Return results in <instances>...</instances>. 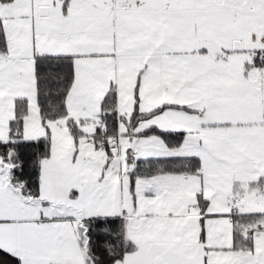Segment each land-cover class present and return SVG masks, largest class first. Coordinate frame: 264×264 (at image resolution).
Returning a JSON list of instances; mask_svg holds the SVG:
<instances>
[{
	"label": "snow or ice",
	"instance_id": "snow-or-ice-1",
	"mask_svg": "<svg viewBox=\"0 0 264 264\" xmlns=\"http://www.w3.org/2000/svg\"><path fill=\"white\" fill-rule=\"evenodd\" d=\"M0 264H264V0H0Z\"/></svg>",
	"mask_w": 264,
	"mask_h": 264
}]
</instances>
